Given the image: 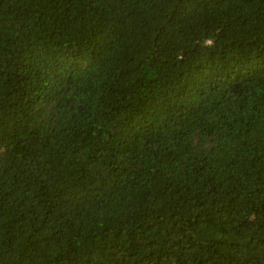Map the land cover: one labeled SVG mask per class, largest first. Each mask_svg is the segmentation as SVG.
Returning <instances> with one entry per match:
<instances>
[{
    "label": "trees",
    "instance_id": "1",
    "mask_svg": "<svg viewBox=\"0 0 264 264\" xmlns=\"http://www.w3.org/2000/svg\"><path fill=\"white\" fill-rule=\"evenodd\" d=\"M0 264H264V0H0Z\"/></svg>",
    "mask_w": 264,
    "mask_h": 264
}]
</instances>
